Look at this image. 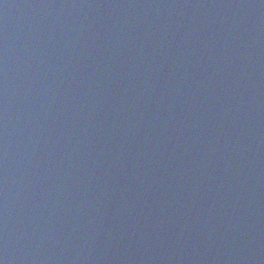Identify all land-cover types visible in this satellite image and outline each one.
<instances>
[{
  "label": "water",
  "instance_id": "obj_1",
  "mask_svg": "<svg viewBox=\"0 0 264 264\" xmlns=\"http://www.w3.org/2000/svg\"><path fill=\"white\" fill-rule=\"evenodd\" d=\"M0 264H264V0H0Z\"/></svg>",
  "mask_w": 264,
  "mask_h": 264
}]
</instances>
